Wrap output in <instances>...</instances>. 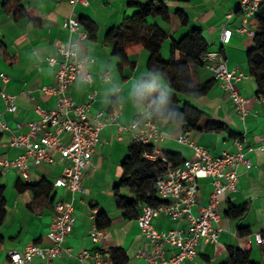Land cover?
<instances>
[{
	"label": "crops",
	"instance_id": "obj_1",
	"mask_svg": "<svg viewBox=\"0 0 264 264\" xmlns=\"http://www.w3.org/2000/svg\"><path fill=\"white\" fill-rule=\"evenodd\" d=\"M152 0H89V5L72 6L69 0H24L21 4H5L0 0V112L11 131L0 132V155L15 159L22 154L21 149L9 145L11 135L25 134L27 123L40 120V109L56 107L57 98L42 91L43 87L54 85L56 69L47 58L55 55L59 48L65 47L69 33L63 23L71 16L79 21L86 20L94 25L90 38L79 46L80 54L89 59L88 69L92 74V83L78 80L72 85L71 95L78 104L91 103L90 116L98 112L107 114L116 112L120 125L129 126L135 121L144 120L148 106L136 102L135 93L141 83L151 78L148 72L150 53L146 49L130 56L129 65L120 66L114 55V47L107 40L108 32L122 26L133 16L138 8L131 3L147 4ZM171 12L170 22L161 17H149L148 23L157 25L167 36L161 47L164 60L172 59V43L180 41L191 29H200L209 45L208 53L221 56L230 70H238L244 77L235 82L236 90L247 99V116L242 119L232 103L229 94L220 87L210 69L200 67L196 70V79L205 84L214 80L209 94L196 99H184V102L196 106L213 121L226 125V129L216 132H186L184 125L171 124L168 120H156L163 138L153 144L157 155L174 154L180 160L194 158V150L179 142L185 136L196 145L202 146L214 155L224 151L235 152V141L242 137L252 166L249 170L241 167L236 193H227L220 199V211L223 216L218 226L222 232L217 243H203L198 248V256L184 264H224L229 258V249L235 248L249 253L250 260L264 264V242L258 243L255 235L261 233L264 239V152L258 147L264 140V97L258 95L255 79L248 71L247 55L254 45L253 38L237 33L242 18L237 12L239 0H160ZM21 7H35L38 22L24 18L18 11ZM178 10L188 17L183 25ZM232 13L231 18L228 15ZM224 29L235 31L228 44H222ZM175 59L181 60L176 52ZM7 76L5 80L1 75ZM157 85L165 87L162 77L154 78ZM169 90V89H167ZM16 95L18 109L7 112L1 92ZM94 100H89L91 93ZM22 124V127H18ZM132 135L126 132L119 138L118 124L104 127L98 150L83 176V193H72L65 188L54 186L55 180L65 170V164L33 166L31 184L47 181L52 189L47 196L36 197L33 191L19 177L14 168H0V194L4 201L5 215L0 222V264H10L9 253L21 250L25 246L37 243L43 247L51 245L48 237L53 219V210L57 202L71 206L75 223L71 234L66 238L63 256L57 264H94L89 258L81 260L78 254L83 251L93 253L97 248L90 233L96 226L95 216L104 212L110 225L107 239L99 245L104 257L111 264H149L140 257L142 250L151 248L149 241L142 235L137 218L141 213L126 215V208L118 205L115 189L123 176V162L133 145ZM198 205L194 208L198 214L200 207L207 205L212 184L210 180L200 183ZM121 194L131 197L128 188H122ZM248 206L247 212L237 219L227 216L229 205ZM160 232L180 228L187 230V222H174L160 216L154 221ZM168 251H174L169 246ZM31 264H44L35 259Z\"/></svg>",
	"mask_w": 264,
	"mask_h": 264
},
{
	"label": "built area",
	"instance_id": "obj_2",
	"mask_svg": "<svg viewBox=\"0 0 264 264\" xmlns=\"http://www.w3.org/2000/svg\"><path fill=\"white\" fill-rule=\"evenodd\" d=\"M72 6L82 4L89 5V0H69ZM264 0H239L237 12L242 18V25L235 31L241 35L254 38L257 34L252 24V19L258 14ZM232 13L228 15L231 18ZM63 27L69 33V39L65 47L59 48L55 55L47 58V61L56 69V82L54 85L43 87L42 91L57 98L55 108L40 109V120L29 122L28 132L25 134L11 135L9 145L21 149L22 154L15 159L6 155H0V168H14L19 177L25 183H31V169L33 166L53 165L58 162L65 164V170L58 177L54 186L65 188L72 193H83V176L91 164L93 155L99 148L101 131L104 127L118 124L119 138L129 132L134 143L153 145L163 138L157 123L153 119L151 106H148L144 114V120L135 121L129 126L120 125L117 121V113L107 114L98 112L94 117L90 116L91 103L78 104L71 95L72 85L83 80L92 83V74L89 72V59L80 54L79 46L90 38L89 31L85 29L81 21L70 17L63 23ZM232 29H224L222 32V44H228L235 32ZM203 61L212 71L220 87L225 90L235 106L238 115L244 119L247 116V99L235 88V82L244 77L238 70H230L225 60L216 53H207ZM5 80L7 76L1 75ZM6 104L7 112L13 114L17 111L16 95L1 92ZM95 93H91L89 100H94ZM19 128L22 124L17 125ZM11 131L3 113L0 112V132ZM239 137L235 141V152L224 151L219 155L212 154L206 148L192 143L187 137L182 136L179 142L190 146L194 150V158L185 160L175 166L166 160L163 155L147 154L145 157L156 161L158 158L164 161L165 170L155 183L157 196L164 201L158 207L143 204L137 223L142 235L149 241L151 248L142 250L140 257L149 264H184L198 256V248L203 243H217L221 235L218 226L223 216L220 211V199L227 193L238 191L239 170L244 167L249 170L252 166L247 153L254 150L247 148ZM264 152V140L258 147ZM210 180L212 191L207 205L200 207L198 214L194 208L198 205L200 183ZM165 216L174 222H187L186 231L173 229L168 232H160L156 229L154 221L160 216ZM75 223V217L71 206L57 202L53 210V219L48 234L51 245L43 247L37 243L25 246L21 250L9 253L10 264H31L35 259H40L44 264H57L66 249L64 243L71 234ZM91 239L97 248L93 253L83 251L77 256L81 260L92 258L94 264H111L104 257L101 245L107 239V230L93 227L90 233ZM258 243H263L261 233L255 235ZM174 251H168L166 247Z\"/></svg>",
	"mask_w": 264,
	"mask_h": 264
},
{
	"label": "trees",
	"instance_id": "obj_3",
	"mask_svg": "<svg viewBox=\"0 0 264 264\" xmlns=\"http://www.w3.org/2000/svg\"><path fill=\"white\" fill-rule=\"evenodd\" d=\"M24 0H6L5 4H21ZM138 8L137 12L127 18L121 27L108 32L107 40L114 47V55L119 59L120 66L129 65L130 56L146 49L150 53L148 72L151 78L144 80L137 88L135 100L141 105L151 103L153 119L168 120L171 124L184 125L186 132H216L226 129V125L213 121L204 112L193 104L182 102L176 94L183 95L184 99H196L210 93L214 86V80L201 84L196 79V70L205 67L203 57L209 51V45L203 37L200 29H191L180 41L172 43V59L166 61L161 56V47L167 36L157 25L148 23L149 17H161L170 22L171 12L167 5L160 0H152L147 4L131 3ZM24 18H30L38 22V12L35 7H21L18 11ZM183 25L188 24V17L178 10ZM86 30L93 31L94 25L86 20H81ZM257 34L253 38L254 45L248 52L247 63L251 77L255 79L258 87V95L264 97V4L258 14L252 19ZM176 52L181 53V60L175 59ZM162 77L167 89L157 85L154 78ZM186 135V134H185ZM154 153L153 145L133 143L123 162V176L115 189L118 205L126 208V215L137 213L143 204L158 207L164 203L155 190V183L165 170L164 161L158 158L156 161L147 159V154ZM166 160L178 166L184 162L174 154H165ZM35 196H47L52 185L43 181L39 184L26 183ZM122 188H128L131 197L121 194ZM248 206L237 207L229 205L227 216L237 219L244 215ZM5 215L4 201L0 194V222ZM96 226L101 230H107L110 220L104 212H98L95 216ZM224 264H259L252 262L248 252L230 248L229 258Z\"/></svg>",
	"mask_w": 264,
	"mask_h": 264
}]
</instances>
